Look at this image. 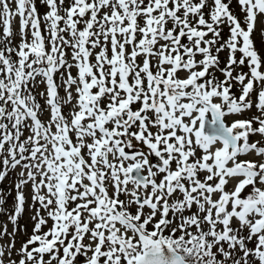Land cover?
Returning <instances> with one entry per match:
<instances>
[{
    "label": "snow or ice",
    "instance_id": "snow-or-ice-1",
    "mask_svg": "<svg viewBox=\"0 0 264 264\" xmlns=\"http://www.w3.org/2000/svg\"><path fill=\"white\" fill-rule=\"evenodd\" d=\"M258 26L264 0H0V264H264Z\"/></svg>",
    "mask_w": 264,
    "mask_h": 264
},
{
    "label": "rangeland",
    "instance_id": "rangeland-1",
    "mask_svg": "<svg viewBox=\"0 0 264 264\" xmlns=\"http://www.w3.org/2000/svg\"><path fill=\"white\" fill-rule=\"evenodd\" d=\"M43 11V9H41ZM238 11V10H237ZM18 27V21L14 22V28ZM225 37L227 36V30H225L224 33ZM254 41L255 45L258 50H260L261 55H264V37H261L260 35V26H258L257 30L254 32ZM227 58V52L221 53V59L226 60ZM239 71V70H238ZM244 71H247V69H244ZM219 75V73H217ZM234 91L237 92V95L239 94L238 89H234ZM61 95H63V89H61ZM43 103V101H41ZM253 112H255V109H253ZM246 116L252 115V113H246ZM46 118V114H45ZM238 117H230L229 119H235ZM253 139H258V137H254ZM16 172H10L9 175L5 178L4 181L0 182V193L3 194L5 198V205L4 207L11 211L14 207L15 203V196H16V190H15V183L17 182V173ZM25 194L27 197V201L25 204V210L22 216L20 217L18 224L21 227V231L17 232L16 234V247L19 248L22 240H25L27 234L29 231H32L33 221L31 220V217L34 213V210L30 207L31 205V189L30 187H27L25 189ZM147 211V209H146ZM7 224L8 231H12V224L8 221V216L6 214H0V231L3 229V225ZM9 241V237L5 236L3 239H0V243H7Z\"/></svg>",
    "mask_w": 264,
    "mask_h": 264
}]
</instances>
